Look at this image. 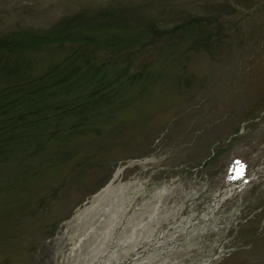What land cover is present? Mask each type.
<instances>
[{
  "label": "rangeland",
  "instance_id": "374dc122",
  "mask_svg": "<svg viewBox=\"0 0 264 264\" xmlns=\"http://www.w3.org/2000/svg\"><path fill=\"white\" fill-rule=\"evenodd\" d=\"M101 11L126 18L101 33L113 50L87 62L70 42L27 57L36 78L57 66L84 71L48 90L50 105L27 111L15 138L0 135V264H77L74 216L110 184L138 182L167 186L169 207L197 193L205 236L179 264L210 250L209 264H264L263 176L203 209L234 159L250 172L264 166V0H0V36Z\"/></svg>",
  "mask_w": 264,
  "mask_h": 264
},
{
  "label": "bare ground",
  "instance_id": "6f19581e",
  "mask_svg": "<svg viewBox=\"0 0 264 264\" xmlns=\"http://www.w3.org/2000/svg\"><path fill=\"white\" fill-rule=\"evenodd\" d=\"M262 50L259 55L263 54ZM224 191L225 194L221 193L217 201L212 202L211 208H218L226 198L238 192L233 184H229ZM169 194L167 186L149 189L138 182L119 183L116 186L112 183L94 196L90 206L79 211L72 220L81 228L70 238L73 241L71 254L77 257V264H113V261L120 264L119 254L139 257L146 253H150L148 255L152 260L159 256L162 264L182 263L178 256L183 252L192 253L194 247L191 239L203 238L205 233L202 232L203 228L197 227L199 224L196 225L194 218L199 209L194 199L197 193L191 199L170 207L167 203L171 197ZM139 244L144 249L139 250ZM87 245L89 255H82L83 247ZM197 247H204V244H197ZM77 252L81 254L80 257ZM210 253L212 250L196 263L189 257L184 262L209 264L214 260L212 256L206 259ZM150 259L147 264H153Z\"/></svg>",
  "mask_w": 264,
  "mask_h": 264
},
{
  "label": "trees",
  "instance_id": "16d2710c",
  "mask_svg": "<svg viewBox=\"0 0 264 264\" xmlns=\"http://www.w3.org/2000/svg\"><path fill=\"white\" fill-rule=\"evenodd\" d=\"M121 15L122 12L101 11L94 18L78 15L63 19L53 30L43 33L18 30L0 36V135L15 138L27 111L43 110L50 105L41 103L48 90L64 86L72 74L77 78L84 71L76 65L57 66L36 78L32 75L28 55L45 47L70 42L80 44L79 52L82 53H77L76 57L84 59L90 55L96 56L98 50L107 49V46L113 50V45L110 46L101 33L113 25L109 20L115 22L116 26L117 23L126 22ZM193 23L196 25L198 22L193 19L189 26ZM114 38L123 40L121 36ZM91 44H95V49L89 48Z\"/></svg>",
  "mask_w": 264,
  "mask_h": 264
}]
</instances>
